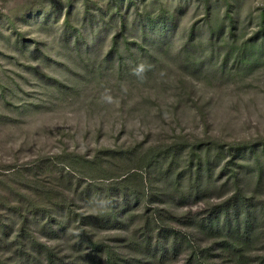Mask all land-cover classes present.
Segmentation results:
<instances>
[{"label":"rangeland","instance_id":"1","mask_svg":"<svg viewBox=\"0 0 264 264\" xmlns=\"http://www.w3.org/2000/svg\"><path fill=\"white\" fill-rule=\"evenodd\" d=\"M263 13L264 0H0V264H78L79 235L184 264L187 243L165 247L180 230L208 248L191 264H264V238L242 251L225 211L214 239L202 225L227 198L230 153L227 191L264 199ZM81 215L95 217L78 229ZM195 217L198 230L174 221Z\"/></svg>","mask_w":264,"mask_h":264},{"label":"trees","instance_id":"2","mask_svg":"<svg viewBox=\"0 0 264 264\" xmlns=\"http://www.w3.org/2000/svg\"><path fill=\"white\" fill-rule=\"evenodd\" d=\"M262 15H264V13ZM234 157H235V154L230 153V160L228 162H226L224 164V166L222 167V172L223 173H224V171L227 172V178H226L225 182L222 183L223 188L226 189L225 194H226L227 198L223 201L222 204H219L215 207L216 208V214L211 213L210 216H206L203 218L202 225L203 226L209 225V228H206V226H204V228L206 229V236L205 237H207L208 239H211V238L214 239V235L216 232L214 229H216V227L218 228V222L220 221V216L218 214V211H220V210L225 211V215L223 216V218H224L223 223L225 224V226H228V228H230L232 226V224L234 223L233 226L236 227L239 234L241 235V236H239L241 238V242L237 243V245L240 246V248L243 251L244 247L247 246L248 244H250L251 241L257 242V241H259L260 238H264V236L262 235V232L260 231V229L264 228V213L262 210L258 209V205H262L264 207V199H262L261 201H258V199H260V198L257 197V194L252 193V195H248L247 192H244L239 186H237V189L235 191L228 192V191H230L228 188V187H230L229 186L230 181L232 182L233 179H236L237 173H238L237 169H234L233 167L229 168V167H231L230 165L233 163ZM220 174H221V171H220ZM66 175L70 176L71 174L66 173ZM262 177L263 176H261L259 178V180H262ZM199 178L200 179H196L192 189L195 188L197 190L196 193H197L199 198H201L200 195L210 196V194H208V195L206 194V193L210 192L209 186L204 185L202 183V181H201L202 177L199 176ZM125 181H126V179L122 178L119 182L111 183V186H110L111 190L115 189V186L123 184ZM258 184L259 183L257 182L256 187H258ZM199 189H202L203 193L199 192L198 191ZM73 190L75 193H77L76 187ZM225 194H223V195H225ZM219 195H221V194L219 193ZM213 215H216V219H214V220H213ZM92 217H93V215L92 216L81 215V217H80L81 222L79 223L77 228L81 229V226H84V224H86L89 221V219H91ZM98 218L100 220H102V219H105V216L101 215V216H98ZM69 220H71V219H69ZM174 221H175V223H180L181 225H183L185 227L184 229H188V227H193L195 230H198L201 227V226L200 227L198 226V221L196 220V217L194 219L192 218L191 220L186 221V222H181L182 219L179 220V218H175ZM143 223H144L143 227L144 226L145 227H144V229H142L143 227L141 228V233L144 236L143 237L144 240L149 242L152 238L153 229H156L157 226L156 225L154 226V223L152 221V217H151L150 213H146L145 219L143 217ZM152 223H153V225L151 227L150 225ZM162 225H165V228L161 229V231L163 233H165V238L168 236H171L170 232H172V231H169V228L166 229L168 227L166 225H168V224L162 223ZM172 233H173V235H175V237L172 239L173 242L169 243V244L166 243L165 247H168L170 244H172L171 245L172 251H174V247H176L180 244H183V243H187V246L190 249V251L188 250V255H187L188 258L186 259L184 264H191L192 258H195V261L198 263L199 255L202 257L203 252L206 251L208 248L198 249L197 247H193L191 249L192 246L190 244H188L189 242H191V239L186 238V236H184L182 234L181 230H180V233L176 232V231H173ZM72 240L74 242L73 246H74L76 253L74 255H71V257L73 258V260H78V261H75L78 264L86 262L89 259L91 262H95V264H118V261H120L121 259H125V258H127V261L129 262V264H130L131 260H132V264H140V260H138V258H135L134 256H133V258H131L130 256H127V255L125 257L124 254L118 253L116 251V249H118V248H113V247L107 248L106 246L101 244V246H100L101 248L109 249V252H106L102 249L97 250L96 248H92V247H95V244H92L91 249H89V246L84 244V242H83L84 239L82 238L81 235L74 236L72 238ZM87 243L89 244L88 241H87ZM137 245L140 246L138 243H137ZM6 246H11V244L10 245L8 244ZM197 246H198V244H197ZM165 250L168 251V248ZM143 259H144V256H141V261ZM46 260H47L48 264H62V261L60 259H56L55 257H53L52 254L48 255L46 257ZM203 260H205V259L202 258L199 260V262L202 263Z\"/></svg>","mask_w":264,"mask_h":264}]
</instances>
